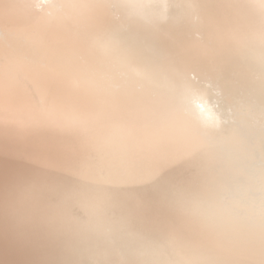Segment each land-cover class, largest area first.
Here are the masks:
<instances>
[{
  "label": "bare ground",
  "instance_id": "bare-ground-1",
  "mask_svg": "<svg viewBox=\"0 0 264 264\" xmlns=\"http://www.w3.org/2000/svg\"><path fill=\"white\" fill-rule=\"evenodd\" d=\"M150 1L0 0V264H264V0Z\"/></svg>",
  "mask_w": 264,
  "mask_h": 264
},
{
  "label": "water",
  "instance_id": "water-1",
  "mask_svg": "<svg viewBox=\"0 0 264 264\" xmlns=\"http://www.w3.org/2000/svg\"><path fill=\"white\" fill-rule=\"evenodd\" d=\"M41 1H43V0H41ZM152 5L154 7H158L160 9H162V11H164V8L169 9L166 0H152V1L148 2L146 5H144V10H146L147 12H150L152 14L161 15L162 13L160 12V10L155 9V8L154 9L151 8ZM191 76H192L191 78H193V74H191ZM195 81H198V83L200 82L201 85H205L209 89L208 93H207L208 96H207L206 102H205V108L207 109V107H209V108L212 107L220 116L222 124L233 123L235 121V119L233 118V116H232V118H230L232 113H233V110L229 105H227V103H225V101L221 97V95H220L221 91L213 88L215 86L211 82L208 83V82L203 81V80H197V78H195ZM192 99H193V96H192ZM192 103H194V101H192ZM208 105H210V106H208ZM192 117H193L194 121H196L197 123L198 122L200 123V124L199 123L198 124L203 128V130H205V131L210 130L208 125L204 122V121H206V118L203 121L197 115H196V117H195V115ZM235 117H236V114H235ZM216 128H218V127H216ZM208 133L209 132H205L206 135ZM227 195L226 196L228 198L233 200L234 196L229 195V194H227ZM259 196H261V195H259ZM262 204H264V196L262 199Z\"/></svg>",
  "mask_w": 264,
  "mask_h": 264
}]
</instances>
